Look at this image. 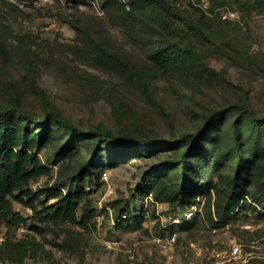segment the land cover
Segmentation results:
<instances>
[{
    "label": "rangeland",
    "instance_id": "374dc122",
    "mask_svg": "<svg viewBox=\"0 0 264 264\" xmlns=\"http://www.w3.org/2000/svg\"><path fill=\"white\" fill-rule=\"evenodd\" d=\"M170 1L182 11H201L207 18L204 38L195 43L215 72L205 70L201 75L198 64L196 76L185 79L174 72H157L146 80L150 97L128 70L105 66L94 56L106 50L136 67L151 66L148 55L159 37L154 18L148 23L145 13L138 11L128 21L114 24L93 0H0V107L16 105L43 113L35 84L80 128L100 125L113 132L165 136L194 130L204 113L240 101L264 112V10L240 11L237 0ZM232 118L224 113L223 144L230 141ZM64 140V129L51 125L47 142L38 151L48 170L30 181L34 190L58 185L64 192L69 176L89 156L88 141L57 156L56 148ZM159 156L163 155H134L77 177L73 186L85 195L75 222L40 220L30 206L12 200L13 210L25 222L12 223L10 232L0 226V264H264V207L253 202L254 207L243 208L241 216H224L215 226L202 221L190 233L180 222L202 213L205 191L192 206L175 211L144 193V175ZM223 170L230 171L228 163ZM210 192L213 201L217 195ZM119 198L128 200V216L141 217L139 225L118 227L113 204ZM42 201L44 194L38 209ZM85 206L95 209L93 218L84 215ZM20 238L37 242L36 250L21 260L9 253L11 240ZM234 244H241L240 257L229 254Z\"/></svg>",
    "mask_w": 264,
    "mask_h": 264
},
{
    "label": "trees",
    "instance_id": "16d2710c",
    "mask_svg": "<svg viewBox=\"0 0 264 264\" xmlns=\"http://www.w3.org/2000/svg\"><path fill=\"white\" fill-rule=\"evenodd\" d=\"M93 1L100 3L114 24L128 21L138 11H142V15L145 13L148 23L154 18L153 27L159 37L157 46L148 55L151 66L136 67L125 57L106 50L94 56L105 66L118 65L128 70L140 80L148 96L152 94L146 80L155 78L157 72H174L183 79L195 77L196 64L202 67L198 70L201 75L206 74L205 70L215 72L196 48L195 42L203 40V31L208 26L201 11H182L170 0ZM237 1L240 11L264 10V0ZM33 89L43 98V113L37 115L16 105L0 107V226L5 225L9 232L12 223L25 222L22 214L13 210L12 200L30 206L33 216L40 220L75 222L85 195L84 190L73 186L76 178L82 179L98 165H116L138 154L163 155L146 171L143 192L151 194L157 202L168 203L170 211L192 206L195 197L205 191L202 213L180 222L190 233L202 221L215 226L224 216H241L243 208L254 207L250 201L264 207V112H256L247 101L204 113L194 130L165 136L159 132H113L100 125L80 128L51 104L44 90L35 84ZM225 112L233 118L229 124L230 141L223 144L220 130ZM53 124L65 132L64 142L56 148L57 156L80 142L90 143L89 156L69 176L70 182L64 192L58 185L35 190L30 186L31 180L48 170L38 151L47 142ZM225 163L229 164V172L223 170ZM212 189L217 195L213 201ZM43 194L44 201L38 209ZM51 198L54 201L47 203ZM113 208L119 228L140 224V216H128L131 210L126 198L115 200ZM83 213L89 218L96 215L95 209L86 206ZM36 243L33 238L11 240L9 253L21 260L36 250Z\"/></svg>",
    "mask_w": 264,
    "mask_h": 264
},
{
    "label": "built area",
    "instance_id": "2783aa9c",
    "mask_svg": "<svg viewBox=\"0 0 264 264\" xmlns=\"http://www.w3.org/2000/svg\"><path fill=\"white\" fill-rule=\"evenodd\" d=\"M229 15H234L233 12H228ZM223 17L226 18L227 14H223ZM103 176L104 178H106V172H103ZM250 201V200H249ZM251 203H253V201H250ZM246 227H250L249 225H246ZM245 247L248 246L246 244H244ZM229 254L232 257H240L242 255V248H241V244H234L229 246Z\"/></svg>",
    "mask_w": 264,
    "mask_h": 264
}]
</instances>
